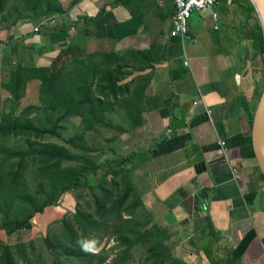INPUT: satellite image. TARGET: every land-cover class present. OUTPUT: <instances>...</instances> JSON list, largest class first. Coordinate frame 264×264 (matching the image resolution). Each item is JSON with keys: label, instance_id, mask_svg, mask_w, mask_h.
Listing matches in <instances>:
<instances>
[{"label": "crops", "instance_id": "0c3cea01", "mask_svg": "<svg viewBox=\"0 0 264 264\" xmlns=\"http://www.w3.org/2000/svg\"><path fill=\"white\" fill-rule=\"evenodd\" d=\"M72 1L62 2L64 14L48 17L54 26L24 12L0 27V105L10 103L3 85L18 64L48 67L62 49L84 56L155 46L162 62L134 74L146 78L142 124L132 128L122 120L113 130L97 127L96 133H112L98 134L99 163L126 160L172 258L264 264V174L253 141L264 61L247 36L255 22L240 3L228 0L223 11L219 0L217 8L191 18L190 40L183 44L170 37L172 0ZM212 12L219 15L218 30ZM39 86L36 77L25 82L18 113L39 106Z\"/></svg>", "mask_w": 264, "mask_h": 264}, {"label": "trees", "instance_id": "16d2710c", "mask_svg": "<svg viewBox=\"0 0 264 264\" xmlns=\"http://www.w3.org/2000/svg\"><path fill=\"white\" fill-rule=\"evenodd\" d=\"M79 1L73 0L72 5H76ZM6 2L7 0H0V25L9 23L14 18L16 19L13 23H16L24 12H29L31 18L38 21L50 16L64 14V10L60 6L54 5V0H20L17 5L12 7L8 5L5 8ZM239 3L246 11L249 20L255 22L254 27L251 30L249 29L247 36L253 41L256 54L264 61V39L257 14L249 0L240 1ZM68 54V49L60 50L48 67L27 68L18 64L11 69L10 78L3 87L11 94L10 103L14 108H8V112L3 113L0 117V136L19 132L33 134L40 138L44 135H55V125L53 124L49 130L35 127L32 124L30 114L41 110L48 113L58 112L60 113L59 119L79 118L84 126V131H90L94 125L114 128L115 126L109 125L107 120V113L113 112L114 108L120 109L121 117L130 127L134 128L142 124V102L146 84L141 80L144 81L146 78L138 74L134 75L130 82H121L127 75L143 72L147 68H154L156 64L162 62L160 57L157 56L155 46H150L146 50H128L125 53L112 51L107 54L90 53L84 56ZM95 57L113 58L122 63L117 64L118 66L114 70L106 69L105 73H101L100 80L97 78L92 83L88 72L83 69L81 64L85 59L89 60ZM67 63H71V73L69 74L71 84L62 87L63 82H61L60 77L63 78ZM124 68H128L130 72L124 71ZM93 75L96 74L93 73ZM31 77H36L40 81V105L23 108L18 113V102L22 96L24 84ZM30 144L35 147L31 148V152L36 153L44 162L42 171L48 178L47 181L53 182L52 189L55 199L47 198L40 205H36L35 199L26 195L25 189L17 186L14 176L11 180L13 187L9 195L3 200L0 198V214L2 215L0 231L4 232L8 240L13 238L18 231L32 229L31 219L34 215L43 213L45 208L57 207L58 200L67 192L87 190L94 192L100 190L103 193L102 198L95 196L98 210L104 211L107 208L119 210L120 218L123 217L121 210L124 207L129 208L127 202L133 196L134 199L131 201L130 206H134V208L139 206L148 215L141 197L136 193L130 180V169L125 167L126 160L116 163L108 161V163L101 164L97 158L93 161H85L84 165L74 169H61L64 162L72 159L67 150L49 143ZM71 144L76 147L74 141H71ZM84 152L89 154L90 151L86 148ZM92 177L94 183H91ZM121 181L125 183V187L116 196L114 189H118ZM0 189H2V186H0ZM14 200L23 202L27 208H14ZM110 201L111 205H108L107 202ZM78 210L79 208H77ZM78 216L88 223V216L84 214ZM64 223L66 224V222ZM149 223L151 224L150 220ZM152 226L155 229V238L158 245L166 251L172 264H183L171 257L170 250L163 244L164 235L154 225ZM76 240L71 231H64L58 235L49 234L45 239V244L56 256L64 255L77 263L83 264V261H86L92 255L78 245ZM12 245L8 242L6 244L0 243V264H17L15 258L17 253L12 250ZM92 246L97 247V244L93 242ZM18 248L20 249V246ZM19 252H22V249ZM94 256H97V264H105L108 260V256L104 252Z\"/></svg>", "mask_w": 264, "mask_h": 264}, {"label": "rangeland", "instance_id": "374dc122", "mask_svg": "<svg viewBox=\"0 0 264 264\" xmlns=\"http://www.w3.org/2000/svg\"><path fill=\"white\" fill-rule=\"evenodd\" d=\"M64 1L54 0L53 3L63 9L62 2ZM19 2L20 0H7L4 7L6 8L8 5L12 7ZM234 2L239 3L240 1L234 0ZM228 4V0H221L217 6L220 5L221 9L225 11ZM198 18V12L194 13L192 20L195 21ZM121 63V61L113 58L95 57L89 60L85 59L81 65L88 72L90 82L94 83L97 78L100 80L101 73H105L106 69L114 70L118 66L117 64ZM70 64H66L64 76L63 78L60 77L61 82H63L62 87L71 84L69 81ZM124 71H129V69L124 68ZM93 73L96 75H93ZM133 77L134 73L127 75L121 83L130 82ZM11 107L14 108L9 102L0 105V115L4 113L6 108ZM113 112L107 113V117H109L107 120L112 127L115 124L119 125L123 120L120 109L114 108ZM32 117H34L32 118V124L35 127L49 130L52 124L55 125V135H44L40 138L33 134L19 132L0 136L1 200L9 195L13 187L11 180L14 176L17 186L25 189L26 195L34 198L36 205H40L47 198L55 199L52 189L53 182L47 181L48 178L42 171L44 162L36 153L31 152V148L35 147L30 143L35 145L49 143L62 147L68 151L72 159L64 162L61 165V169H74L84 165L85 161H93L98 158L101 146L98 134L104 136L112 135L108 131L106 133H96L99 126L95 125V128L93 127L90 132L84 131L81 119L72 117L59 119L60 113L58 112L48 113L41 110L37 111ZM109 129L113 130V128ZM71 141L75 142L76 147L71 144ZM86 148L89 149V154L84 152ZM91 183H94L93 177L91 178ZM124 187L125 183L121 181L118 189H114L115 195L117 196ZM70 194L72 196H68ZM95 196L102 198V191L67 192L58 200L57 207H48L44 209L43 213L35 214L31 219L32 229L29 231H18L16 233L18 240L16 235L8 240L4 232L0 231V243L6 244L8 242L13 244L11 248L17 253L15 256L17 264H82L64 255L56 256L45 244V239L49 234L58 235L64 231H71L77 239L76 243L92 255L86 261H83V264H97V256L95 257L94 255H98L101 252L108 256L105 264H172L166 251L158 245L155 238V229L149 223L145 211L139 206L135 208L130 206L131 201L134 199L133 196L127 202L129 208L126 209L124 207L121 210L123 213L121 218L119 217V210L109 208L104 211L98 210ZM70 197L73 200L75 199L74 203H72V200L69 201ZM107 204L111 205V201L107 202ZM14 208L27 207L23 202L14 200ZM77 208H79L78 211ZM79 214L88 216L89 224L80 218ZM49 216L51 217L49 224H38V221L42 222L40 218H48ZM1 217L2 215L0 214V224ZM93 242L97 244V247L92 246ZM18 246H20L22 252H19Z\"/></svg>", "mask_w": 264, "mask_h": 264}, {"label": "built area", "instance_id": "2783aa9c", "mask_svg": "<svg viewBox=\"0 0 264 264\" xmlns=\"http://www.w3.org/2000/svg\"><path fill=\"white\" fill-rule=\"evenodd\" d=\"M174 6V15L171 19L172 29L170 31V37L180 38L183 44L190 40L189 37V23L194 13L202 12L206 10H212L219 0H172ZM212 18L214 21V29H219V15L216 12H212ZM41 25L54 26L56 21L54 19L42 20ZM39 28L34 29V32H39Z\"/></svg>", "mask_w": 264, "mask_h": 264}, {"label": "water", "instance_id": "95a60500", "mask_svg": "<svg viewBox=\"0 0 264 264\" xmlns=\"http://www.w3.org/2000/svg\"><path fill=\"white\" fill-rule=\"evenodd\" d=\"M249 1L257 14L264 39V0ZM253 141L256 157L260 169L264 174V90L261 94L253 120Z\"/></svg>", "mask_w": 264, "mask_h": 264}, {"label": "bare ground", "instance_id": "6f19581e", "mask_svg": "<svg viewBox=\"0 0 264 264\" xmlns=\"http://www.w3.org/2000/svg\"><path fill=\"white\" fill-rule=\"evenodd\" d=\"M66 50V49H65Z\"/></svg>", "mask_w": 264, "mask_h": 264}]
</instances>
